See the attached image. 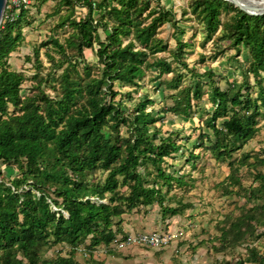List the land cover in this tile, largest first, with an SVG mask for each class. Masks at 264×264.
<instances>
[{"label": "trees", "instance_id": "1", "mask_svg": "<svg viewBox=\"0 0 264 264\" xmlns=\"http://www.w3.org/2000/svg\"><path fill=\"white\" fill-rule=\"evenodd\" d=\"M153 1L157 7H152ZM161 4V0H59L58 11L70 13L61 25L69 24L71 37L65 45L54 39L41 42L33 51L40 65L41 49L54 60L51 46L65 58L56 66L62 73L55 79L60 86L55 97L39 88L24 92L28 78L11 63L25 40V26L31 25V9H21L13 23L3 20L0 163L18 174L7 177L0 167V264H90L78 261L77 251L83 246L90 252L109 248L119 236L129 237L122 228L126 213L158 204L164 216L182 214L184 205L164 206L163 190L185 182L163 165L175 160L184 146L178 143V133L164 132L157 124L162 115L194 119L205 97L212 108L203 110L205 119L200 121L194 149L206 147L216 160L229 162L230 174L224 181L229 194L237 188L247 202H262L230 220L221 239L232 247L255 226H264V173L255 174L259 186L247 188L241 168L249 165L251 155L244 153L239 165L234 159L257 136L259 119L264 118V15L250 16L224 0L190 2L205 40L228 41L237 61L248 56L245 63L238 61L242 81L234 80L223 89L216 71L201 73L187 62L191 44L177 39L170 49L160 39L165 24L185 34L174 11ZM80 7L87 12L75 17ZM94 8L100 11L97 18ZM225 13L232 16L223 21ZM86 50L96 52L101 67L97 75L96 66L86 62ZM167 53L168 58L160 56ZM148 74L151 82L160 81L157 89L164 85L175 92L170 96L172 105L157 115L148 110L156 102L149 94L129 107L124 99H133V93L123 95L121 90L138 92ZM167 75L172 77L163 79ZM40 78L37 73L32 80L41 83ZM256 163L255 167L264 166V159L257 156ZM97 173L105 174V179L94 184L90 178ZM123 188L129 192L122 193ZM57 246L70 251L53 260L43 257L44 250ZM251 258L264 264L255 249Z\"/></svg>", "mask_w": 264, "mask_h": 264}, {"label": "rangeland", "instance_id": "2", "mask_svg": "<svg viewBox=\"0 0 264 264\" xmlns=\"http://www.w3.org/2000/svg\"><path fill=\"white\" fill-rule=\"evenodd\" d=\"M171 2L174 7L172 10L180 20V27L184 29L185 34L177 31L173 24H165L160 31V39L166 41L170 49L176 47L177 39L191 44L186 49L185 59L187 62L201 73L210 71V69L216 71L218 74L216 80L219 81L223 89L227 88V85L234 80L241 82L242 68L239 63H245L248 56H241L238 63L234 59L237 52L235 49H231L228 41L215 43L214 39L205 40L201 23L189 9L192 0H171ZM161 5V7L164 6L163 3ZM152 7H157L156 1L152 2ZM58 8H60L59 0L49 3L37 0L30 11L31 25L25 26L23 31L25 40L29 41L27 43L29 46L23 47L16 56L11 58L14 69L23 70L28 78V81L23 85L26 93L38 88L52 97L60 93V86L55 79L59 77L62 70H58L56 66L62 63L65 59L64 56L57 53L51 46L49 51L54 58L52 60L46 57V49H41L42 64L40 65L33 54L35 47H39L41 42L54 39L65 45L71 37L73 30L69 24L61 25L69 11L67 9L58 11ZM185 11L188 12V15L183 17ZM75 14V17H79L78 9ZM231 16L232 13H225L222 20L225 21ZM100 32L104 39V33ZM96 49H98L97 45ZM242 52L245 51L242 50ZM68 53L72 55L73 52L68 49ZM27 56L29 60H26ZM160 56L168 58L169 53ZM85 59L91 66H96L94 74L97 75L101 67L98 65L96 52L86 50ZM64 67L66 64L62 69ZM37 73L41 75V83L32 80ZM171 77L172 75H167L163 79ZM150 79V74H148L138 92L129 87L121 88V90L123 95L128 91L133 93V99H124V103L129 107H134L140 99L144 98V95L149 94L156 102L148 110H154V114L157 115L161 109L172 105L170 96L175 92L166 89L164 85L157 89L160 81L151 82ZM200 106L202 107L200 108L201 112L194 119L188 120L171 114L166 117L162 115L163 121L157 124L158 127L163 125L164 132L178 133L180 135L178 143L184 146L175 160H168L163 165L167 172L182 177L185 182L181 186L175 183L171 189L163 190L166 195L164 206L182 209L181 206L184 205L187 208L177 216L170 213L164 216V212L158 204L147 208L140 207L134 212L126 213L121 219L123 221L122 228L129 236L128 239L119 236L109 248L100 246L93 252H90L87 246H83L75 255L78 261L90 264H262L252 262L251 253L255 249L260 256L264 257V226H255L252 234H248L232 247L221 239V230L229 224L230 220L239 217L244 208L250 209L262 202H247L243 195L237 194V188L229 194L224 184L230 174L229 162L216 160L206 147L194 149L200 139L201 129L199 128L202 126L200 121L205 119L203 110L212 108L207 97ZM259 125L261 128L257 136L243 150L234 155L237 165L244 153L251 155L249 165L241 168L243 185L247 188L259 186L255 174L256 172L264 173V166H254L257 164V156L264 159V118L259 119ZM203 130L212 135V131L206 128ZM192 151L194 157L190 156ZM182 152L184 156H181ZM0 167L7 177H14L18 174L17 169H8L1 163ZM141 172L143 173L144 169ZM104 179L105 174L103 173H97L90 178L94 184ZM121 192L128 193L129 190L123 188ZM147 234H165L167 243L162 247H149L129 242V239ZM69 251V247L57 246L44 250L43 257L53 260L59 254L67 255Z\"/></svg>", "mask_w": 264, "mask_h": 264}, {"label": "built area", "instance_id": "3", "mask_svg": "<svg viewBox=\"0 0 264 264\" xmlns=\"http://www.w3.org/2000/svg\"><path fill=\"white\" fill-rule=\"evenodd\" d=\"M35 2L37 0H7L4 19L13 23L18 19L21 9H32ZM129 242L149 247H162L167 243V238L165 234H147L129 239Z\"/></svg>", "mask_w": 264, "mask_h": 264}, {"label": "water", "instance_id": "4", "mask_svg": "<svg viewBox=\"0 0 264 264\" xmlns=\"http://www.w3.org/2000/svg\"><path fill=\"white\" fill-rule=\"evenodd\" d=\"M239 8L250 16H263L264 5L256 4L253 0H224ZM7 0H0V26L4 19Z\"/></svg>", "mask_w": 264, "mask_h": 264}, {"label": "crops", "instance_id": "5", "mask_svg": "<svg viewBox=\"0 0 264 264\" xmlns=\"http://www.w3.org/2000/svg\"><path fill=\"white\" fill-rule=\"evenodd\" d=\"M51 1H53V0H49V1H47L46 3H49V2H51ZM92 2H98V1H100V0H91ZM162 3H163V5H164V7L166 8V9H174V7L172 6V2H171V0H162ZM95 9V11H94V17L95 18H97L99 15H100V11L99 10H97V8H94ZM85 12H87V10H86V8L85 7H83V8H78V14L79 15H83V13H85ZM29 41L28 40H24V42L22 43V46L19 48V50L16 52V53H14L12 56H16V54L17 53H19V51L23 48V47H25V46H29L27 43H28ZM12 63V62H11Z\"/></svg>", "mask_w": 264, "mask_h": 264}, {"label": "bare ground", "instance_id": "6", "mask_svg": "<svg viewBox=\"0 0 264 264\" xmlns=\"http://www.w3.org/2000/svg\"><path fill=\"white\" fill-rule=\"evenodd\" d=\"M256 4L264 5V0H253Z\"/></svg>", "mask_w": 264, "mask_h": 264}]
</instances>
